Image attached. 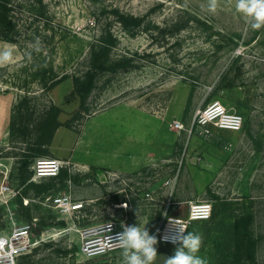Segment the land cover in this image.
<instances>
[{
	"label": "rangeland",
	"instance_id": "1",
	"mask_svg": "<svg viewBox=\"0 0 264 264\" xmlns=\"http://www.w3.org/2000/svg\"><path fill=\"white\" fill-rule=\"evenodd\" d=\"M11 2L9 41L0 30V52H12L0 66V188L18 196H0V233L35 219L40 242L18 264H121V249L83 257V229L111 220L154 235L205 202L213 218L188 231L203 238L198 254L220 264L224 232L251 215L254 264H264V28L252 30L235 0H218L215 13L208 0ZM108 33L116 45L104 54ZM90 71L84 97L74 79ZM218 101L244 117L242 131L199 123L198 111ZM38 157L67 173L43 182L45 194L27 186ZM59 196L85 209L65 213ZM157 240L154 264H164L176 246Z\"/></svg>",
	"mask_w": 264,
	"mask_h": 264
},
{
	"label": "built area",
	"instance_id": "2",
	"mask_svg": "<svg viewBox=\"0 0 264 264\" xmlns=\"http://www.w3.org/2000/svg\"><path fill=\"white\" fill-rule=\"evenodd\" d=\"M197 118L203 126L213 125L225 131H242L245 124L244 117L241 114L228 109L219 101L209 104L204 109H200ZM63 166V162L59 159L38 157L31 165L32 176L30 182L42 183L47 179L58 178ZM3 167L5 165L0 163V173L3 172L1 169ZM5 176L9 179L10 172L8 175L5 174ZM8 193L13 197L18 196V193L9 187L0 188V196ZM0 199L3 201L1 197ZM0 204L2 205L3 203L0 202ZM25 204L28 205L29 201L25 200ZM54 204L58 209L71 214L80 213L85 209L83 202L73 201L70 196H59L54 199ZM212 215L213 205L211 203H190L186 218H168L155 230L154 235L164 245L177 246L170 242L176 231L173 225L170 224V220L176 221L188 231L193 223L208 221ZM35 222L36 220L34 219L33 222H26L12 227L9 232L0 233V264H18L20 257L29 254L34 248L39 246V237L35 233ZM122 230L116 222L111 220L83 229L80 254L87 259H93L120 250V246L112 237L122 232ZM45 235L46 233L40 236L43 242H46L44 239ZM165 237L168 239L166 240Z\"/></svg>",
	"mask_w": 264,
	"mask_h": 264
},
{
	"label": "clouds",
	"instance_id": "3",
	"mask_svg": "<svg viewBox=\"0 0 264 264\" xmlns=\"http://www.w3.org/2000/svg\"><path fill=\"white\" fill-rule=\"evenodd\" d=\"M218 0H208V11L215 13ZM235 8L238 13L246 18V22L252 30L264 28V0H235ZM39 39L32 47L39 51ZM12 59V52L4 50L0 52V66L8 64ZM126 207V205H125ZM175 228V234L170 242L175 247L174 253L166 257L164 264H208L205 257L198 253L202 246V236L198 233L188 232L176 221L170 220ZM122 232L117 233L112 239L121 248V264H154L157 254L158 240L155 235H150L146 227L141 228L137 224H122ZM167 240L168 238L165 237Z\"/></svg>",
	"mask_w": 264,
	"mask_h": 264
},
{
	"label": "trees",
	"instance_id": "4",
	"mask_svg": "<svg viewBox=\"0 0 264 264\" xmlns=\"http://www.w3.org/2000/svg\"><path fill=\"white\" fill-rule=\"evenodd\" d=\"M12 2L11 0H0V30L6 34L5 40L9 41V34L15 29L13 24L12 16ZM123 25L129 28L132 25L138 24V19L131 17L130 19H123L121 17ZM12 40V39H11ZM102 51L107 54L113 46L116 45V39L111 33H108L104 38L102 44ZM94 71H90L83 78L75 77V82L77 86V91L80 95L84 97L88 96L92 90L94 81ZM67 77H63L54 85L59 84ZM246 124V123H245ZM245 127V125H244ZM244 129V128H243ZM41 143L38 142V145ZM44 153H37L35 156H41ZM28 177V181L31 178ZM67 175L66 172H61L58 178H51L50 180L62 179ZM48 180V179H47ZM44 180L43 182L47 181ZM25 181V179L23 180ZM35 184L33 182H27L28 189L35 188L38 194H45L50 190L51 185ZM25 183V182H24ZM28 194V193H27ZM26 194V195H27ZM19 205L22 210H27L22 203V199L19 200ZM214 214V210H213ZM251 215H243L238 217L232 224L229 225L228 229L224 232L218 244V258L220 264H254L256 261V241L253 238L252 232L250 230ZM31 219V215H29ZM213 218V215L211 219ZM210 219V220H211ZM205 222V221H203ZM4 227V222L2 216L0 215V229ZM189 231V230H188ZM47 246H50L49 243Z\"/></svg>",
	"mask_w": 264,
	"mask_h": 264
},
{
	"label": "bare ground",
	"instance_id": "5",
	"mask_svg": "<svg viewBox=\"0 0 264 264\" xmlns=\"http://www.w3.org/2000/svg\"><path fill=\"white\" fill-rule=\"evenodd\" d=\"M44 237H45V238H44L45 240H47L48 238H50V237H48V236H46V235H45Z\"/></svg>",
	"mask_w": 264,
	"mask_h": 264
}]
</instances>
